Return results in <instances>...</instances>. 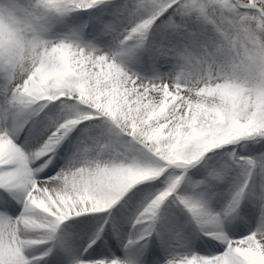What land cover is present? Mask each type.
I'll use <instances>...</instances> for the list:
<instances>
[{
    "label": "snow or ice",
    "instance_id": "6c2138e0",
    "mask_svg": "<svg viewBox=\"0 0 264 264\" xmlns=\"http://www.w3.org/2000/svg\"><path fill=\"white\" fill-rule=\"evenodd\" d=\"M0 264H264V0H0Z\"/></svg>",
    "mask_w": 264,
    "mask_h": 264
},
{
    "label": "bare ground",
    "instance_id": "6f19581e",
    "mask_svg": "<svg viewBox=\"0 0 264 264\" xmlns=\"http://www.w3.org/2000/svg\"><path fill=\"white\" fill-rule=\"evenodd\" d=\"M130 67H132L134 71H140V69L136 65H130ZM67 143L68 142L65 141V144ZM63 148L64 145L62 144L61 149ZM237 150L240 151L239 148ZM57 151L58 158L60 159V165H62L67 156L70 155V149L68 152H64L63 155H60V149H58ZM55 159L56 158H54L53 160L54 163ZM60 165H57V169L60 167ZM203 167H205L204 164ZM193 168H191L188 173L191 172ZM152 191L153 190L149 189L145 193H142L141 196L134 202H125L122 200L114 209H112V215L120 221V228L122 232H127L129 228L128 219L132 216L135 210L144 202V200L149 198L150 193ZM171 204V200H168L164 205H162L159 213L160 220L158 221V223L162 224L164 227L172 228L173 231L181 233V235L185 238L176 242V251L179 253H184L187 251H196L200 254H205L208 249L207 246L200 241L202 239L200 233L196 231L193 227L191 234H189L190 232L182 225L181 219L179 218L178 213L175 211L177 209L176 205L174 208V206H172ZM211 207L216 210H219L220 204L211 205ZM107 215L108 213H102L97 215H91L88 217L73 219L69 222H66L62 226V231L71 232L75 235L77 233V226L80 225L83 221L84 224L87 225L90 234L91 232L96 231L102 224H104V219ZM104 233L108 234V237L111 238L112 243L115 244L117 248L120 247V245L116 241V237L112 235L111 222H109L108 224H104ZM104 233L101 234L102 237L104 236Z\"/></svg>",
    "mask_w": 264,
    "mask_h": 264
},
{
    "label": "rangeland",
    "instance_id": "374dc122",
    "mask_svg": "<svg viewBox=\"0 0 264 264\" xmlns=\"http://www.w3.org/2000/svg\"><path fill=\"white\" fill-rule=\"evenodd\" d=\"M204 174H205V167H203V162H201V164H197L191 172L187 173L185 185H182V190H185L186 188L187 189L186 194H190L192 191H199L200 190L199 188L197 189L191 188L189 186V182L194 183L197 180L203 179ZM218 200H219V197L215 198L212 201L211 205L220 204ZM177 211L179 213L180 218L182 219V222H181L182 225L188 230L191 227H193V225L190 223V217L188 216V214L179 208L177 209ZM203 239H207V237L202 238V243H203Z\"/></svg>",
    "mask_w": 264,
    "mask_h": 264
}]
</instances>
